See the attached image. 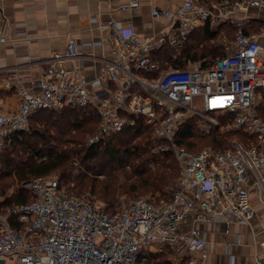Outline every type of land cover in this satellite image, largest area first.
Masks as SVG:
<instances>
[{"label":"built area","instance_id":"built-area-1","mask_svg":"<svg viewBox=\"0 0 264 264\" xmlns=\"http://www.w3.org/2000/svg\"><path fill=\"white\" fill-rule=\"evenodd\" d=\"M138 5L133 0L122 9ZM249 7L264 9V0H182L175 7L154 6L152 15L169 23L147 37L137 33L131 20L92 18L108 33L91 44L106 42L110 56L85 52L70 36L63 50L42 60L36 90L15 86L16 108L2 106L0 89V151L14 133L29 128L39 110L89 106L98 125L88 144L143 120L160 141L155 151H172L179 171L170 197L121 199L114 212L90 192L75 193L73 183H62L54 173L24 182L32 200L0 202V264H149L158 253L167 254L171 264H210L204 226L251 222L250 188L255 185L264 193V55L257 33L247 31L249 18L237 17ZM222 22L231 23L235 32L230 40L219 37L226 52L210 64L190 60L186 67L170 66L157 76L141 74L158 68L154 51L169 46L177 55L199 26ZM88 58L100 62L92 77L80 70ZM13 87L12 81L4 85ZM190 119L204 135L222 129L225 120L252 140L191 152L177 142L182 124ZM252 264H264V255H255Z\"/></svg>","mask_w":264,"mask_h":264},{"label":"trees","instance_id":"trees-1","mask_svg":"<svg viewBox=\"0 0 264 264\" xmlns=\"http://www.w3.org/2000/svg\"><path fill=\"white\" fill-rule=\"evenodd\" d=\"M263 27L264 20L259 18H251L247 23V31H258ZM234 32L235 27L229 22L199 26L177 55L169 46L154 51L153 58L158 68L141 74L157 76L160 70L170 66L186 67L190 60L208 65L226 52L224 45L217 42L219 37L226 35L230 40ZM30 123L29 129L14 133L1 150L0 162L6 168V174L0 173V179L3 175L15 172L18 183L59 171L62 183H73L75 193L91 188L103 201V208L109 212L115 211L120 194L151 193L152 197H170L171 186L179 174L178 162L172 151H155L160 141L154 136L153 127L145 121L138 120L135 125L93 144H88L87 139L98 125V118L95 110L89 106H67L60 110L44 108L32 115ZM35 125L41 126L40 130ZM230 132L244 143L252 140L242 129L235 128ZM209 136L214 137L212 141L217 145L215 148L230 146L224 147L227 137L219 139L215 132L209 135L198 132L193 119L182 124L177 142L189 151L196 152L202 148L198 147V141H204ZM32 138L43 141L44 146L37 147L35 142H31ZM26 151L29 155L26 159L9 157L11 153ZM74 169H78L79 173L70 182ZM90 173L104 175V178L90 183L87 180ZM7 187L9 184L0 183V195H6ZM32 199L27 188H17L2 204ZM149 264L171 263L167 254L158 253L152 255Z\"/></svg>","mask_w":264,"mask_h":264},{"label":"crops","instance_id":"crops-1","mask_svg":"<svg viewBox=\"0 0 264 264\" xmlns=\"http://www.w3.org/2000/svg\"><path fill=\"white\" fill-rule=\"evenodd\" d=\"M133 0H0V89L2 106L14 109L19 100L14 88L22 85L37 89L34 80L44 70L42 60L54 51L63 50L70 36L75 37L85 52L110 56L106 42L92 45L91 42L104 38L107 30L100 31L92 18L101 21L114 19L117 22L131 20L137 33L147 37L158 32L169 21L154 17L152 7L168 8L181 4L182 0H138L139 5L130 10L122 6ZM237 17L264 20V9L249 7L237 12ZM257 33L264 55V27ZM218 42V40H217ZM100 62L85 59L81 72L92 77ZM15 71V77L11 72ZM12 81V89L4 88ZM250 181H253L251 176ZM249 200L254 215L251 222L220 221L204 226L210 241V264H252L255 255H264V193L252 185Z\"/></svg>","mask_w":264,"mask_h":264},{"label":"rangeland","instance_id":"rangeland-1","mask_svg":"<svg viewBox=\"0 0 264 264\" xmlns=\"http://www.w3.org/2000/svg\"><path fill=\"white\" fill-rule=\"evenodd\" d=\"M262 29H259V31H261ZM221 123L223 124V128L222 129H215L213 132H215L217 135H218V138H225L227 137L228 141L226 142V145H224V147H227V146H231L233 140H238V141H242L241 138H239L238 136H236V134H232L230 131L234 130L235 128L229 126L227 124V122L225 120H221ZM31 125V123H30ZM36 128H41V126H37L35 125ZM30 128V126H29ZM28 128V129H29ZM213 136H209V137H206V140L202 141V140H199L198 142V147H214L217 146L212 140H213ZM31 142H35L37 144V147L41 148L43 145V141H40L39 139L37 138H32V141ZM35 146V144H34ZM32 148V146H31ZM2 152L0 151V158L2 157ZM28 151L26 152H18V153H11L9 154V157L10 158H14L15 160H21V159H26L28 158ZM1 163V162H0ZM115 168V167H114ZM6 168L4 169V167H2V163L0 164V173L2 174H6L5 172ZM54 174H57L59 177H60V173L59 171H55V172H52ZM51 173V174H52ZM79 173V170L78 169H74L72 171V174L70 176V182L74 181V178L75 176ZM104 178V175H94L93 173H90L87 177V180L90 182V183H95L96 180H102ZM26 182V181H24ZM24 182H18L16 181V174L15 172H13L11 175H3L2 178L0 179V183L1 184H6L8 185L9 184V187L6 188V195H0V202H3L5 200V198L11 194H13L15 192V190H17V188H25L24 187ZM84 192H90L91 193V196L93 197L94 200L97 201V203L101 204L102 206L104 205L103 204V201L98 197V194L96 192H92L91 188H87L83 191H81L80 193H84ZM139 197H144V198H149V197H152V194L151 193H147V194H141V195H137L135 193H131V194H120L118 196L119 198V202L121 201V199H124V200H130V199H134V198H139ZM16 202V201H15ZM13 202V203H15Z\"/></svg>","mask_w":264,"mask_h":264}]
</instances>
